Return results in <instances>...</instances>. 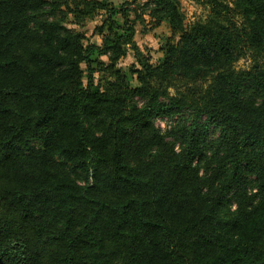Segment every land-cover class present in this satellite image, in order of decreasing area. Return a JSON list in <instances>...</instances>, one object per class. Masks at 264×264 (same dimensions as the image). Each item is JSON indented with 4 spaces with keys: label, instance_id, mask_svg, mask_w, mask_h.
Here are the masks:
<instances>
[{
    "label": "trees",
    "instance_id": "obj_1",
    "mask_svg": "<svg viewBox=\"0 0 264 264\" xmlns=\"http://www.w3.org/2000/svg\"><path fill=\"white\" fill-rule=\"evenodd\" d=\"M195 1L0 0V264H264V0Z\"/></svg>",
    "mask_w": 264,
    "mask_h": 264
},
{
    "label": "rangeland",
    "instance_id": "obj_2",
    "mask_svg": "<svg viewBox=\"0 0 264 264\" xmlns=\"http://www.w3.org/2000/svg\"><path fill=\"white\" fill-rule=\"evenodd\" d=\"M70 1V0H68ZM115 6L120 7L126 0H108ZM141 3L132 5L131 8H140L142 2L145 3L147 0H140ZM182 10L185 14L186 24H190L196 20H205L208 16L209 8L195 0H180ZM64 8V7H63ZM65 9V8H64ZM104 12H99L94 17L87 19L83 25L77 26L73 23V16L69 14L67 19L68 27L73 28L85 34L87 42L101 44V37L96 34L95 29L100 26L105 18ZM119 21H122L121 17H118ZM134 18V14H132ZM172 36L170 28L167 23H162L158 27H153L150 23V18L145 17L144 22L136 23V35L135 42L143 54L149 56L154 63H156L162 56L161 48L164 46L166 40ZM136 62L133 51L129 50L126 57L120 61V66L123 69H128L132 64ZM238 69H247L250 67V61L245 58L240 60L236 64ZM99 78V75H96ZM135 85V82L132 83ZM170 125V121L167 119H157V126L162 130H165Z\"/></svg>",
    "mask_w": 264,
    "mask_h": 264
}]
</instances>
